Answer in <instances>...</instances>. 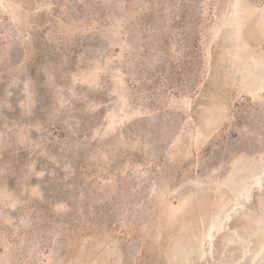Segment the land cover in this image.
I'll use <instances>...</instances> for the list:
<instances>
[{
  "label": "rangeland",
  "instance_id": "obj_1",
  "mask_svg": "<svg viewBox=\"0 0 264 264\" xmlns=\"http://www.w3.org/2000/svg\"><path fill=\"white\" fill-rule=\"evenodd\" d=\"M0 264H264V0H0Z\"/></svg>",
  "mask_w": 264,
  "mask_h": 264
}]
</instances>
